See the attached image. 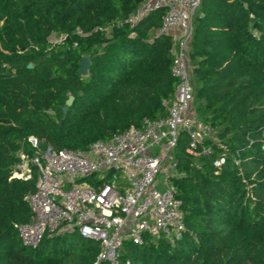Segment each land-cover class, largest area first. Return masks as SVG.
Segmentation results:
<instances>
[{"label":"trees","instance_id":"1","mask_svg":"<svg viewBox=\"0 0 264 264\" xmlns=\"http://www.w3.org/2000/svg\"><path fill=\"white\" fill-rule=\"evenodd\" d=\"M142 2L0 0V264H94L99 243L78 230L45 236L36 247L22 244L15 225L31 220L26 196L36 190L37 173L30 181L11 176L22 147L36 153L29 136L42 150L86 151L166 114L162 101L174 96L177 79L173 38L156 33L164 8L133 26L119 24ZM85 56L88 73L78 75ZM190 61L213 152L191 155L180 133L172 181L185 230L174 241H126L121 259L264 264V0H202ZM83 180L99 187L108 177Z\"/></svg>","mask_w":264,"mask_h":264},{"label":"built area","instance_id":"2","mask_svg":"<svg viewBox=\"0 0 264 264\" xmlns=\"http://www.w3.org/2000/svg\"><path fill=\"white\" fill-rule=\"evenodd\" d=\"M201 2L143 0L135 13L119 23L133 26L152 11L165 10L156 33L173 38L171 71L177 85L174 96L162 101L163 117L145 118L141 126L98 140L86 151L42 150L35 136L27 138L36 153L30 155L22 147L11 176L30 181L37 173L36 190L26 196L31 220L15 225L24 246L36 247L45 236L78 230L82 237L99 243L94 264H132L121 259L126 241L144 245L148 237L153 241L181 238L185 214L172 181L180 133L188 136L191 155L213 152L206 144L213 129L198 115L196 74L190 61ZM224 163L222 155L214 165L220 168ZM92 175L108 177V181L96 187L83 180Z\"/></svg>","mask_w":264,"mask_h":264},{"label":"water","instance_id":"3","mask_svg":"<svg viewBox=\"0 0 264 264\" xmlns=\"http://www.w3.org/2000/svg\"><path fill=\"white\" fill-rule=\"evenodd\" d=\"M33 65L32 64H29L28 65V68H32ZM89 67H90V59L88 57H83L82 60H81V65H80V68H79V71H78V75H85L88 73V70H89ZM73 103V97H70L67 102H66V106L63 108L64 112H67L68 109H69V106L72 105Z\"/></svg>","mask_w":264,"mask_h":264},{"label":"rangeland","instance_id":"4","mask_svg":"<svg viewBox=\"0 0 264 264\" xmlns=\"http://www.w3.org/2000/svg\"><path fill=\"white\" fill-rule=\"evenodd\" d=\"M56 38L58 39V36L55 35V37H53L52 40H54V39L56 40ZM58 40H59V39H58ZM212 136H213V135H212ZM173 157H174V156H173Z\"/></svg>","mask_w":264,"mask_h":264}]
</instances>
